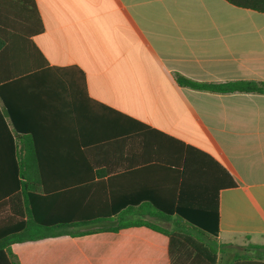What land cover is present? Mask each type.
<instances>
[{
    "label": "crops",
    "instance_id": "0c3cea01",
    "mask_svg": "<svg viewBox=\"0 0 264 264\" xmlns=\"http://www.w3.org/2000/svg\"><path fill=\"white\" fill-rule=\"evenodd\" d=\"M26 27L48 67L67 70L37 74L16 95L44 132L30 161L83 150L113 225L171 229L187 224L158 210L205 221L213 211L217 262H231L225 247L264 245V95L183 83L264 82V14L224 0H0V45ZM38 172L57 177L27 171ZM10 248L19 264H170L168 238L142 226Z\"/></svg>",
    "mask_w": 264,
    "mask_h": 264
},
{
    "label": "trees",
    "instance_id": "16d2710c",
    "mask_svg": "<svg viewBox=\"0 0 264 264\" xmlns=\"http://www.w3.org/2000/svg\"><path fill=\"white\" fill-rule=\"evenodd\" d=\"M224 1L238 8L264 14V0ZM35 31L38 29L35 28ZM29 37L26 27L25 35L10 37L8 43L2 42L0 45V153L1 150L7 153V161H0V213H3L0 215V264H19L11 251L12 244L60 236L77 238L139 226L168 238L170 264H218V230L213 211L209 220L205 221L195 220L181 210H158L167 218L175 214L187 224H175L171 229L143 220L127 223L117 221L113 225L115 214L106 209L104 182L95 180L98 175L96 167L83 150L61 149L67 161L38 162L36 165L29 160L30 152L36 151L34 140L43 137L44 132L31 126L27 111L16 95L23 91L27 80L37 74L57 71L65 75L67 72L66 69L49 68ZM18 46L19 49H16ZM79 74L83 78L82 72L79 71ZM183 83L212 92L264 95V82L222 85ZM119 116L143 128L142 124L124 115ZM18 139L21 140L20 149L24 151L19 160L16 153ZM32 167L39 170L43 167L53 169L57 177L54 173L50 178L43 176V171L33 177L27 173ZM66 173L71 176L66 177ZM220 185L224 183L219 181ZM229 264H264V245H249L240 253L234 252Z\"/></svg>",
    "mask_w": 264,
    "mask_h": 264
},
{
    "label": "rangeland",
    "instance_id": "374dc122",
    "mask_svg": "<svg viewBox=\"0 0 264 264\" xmlns=\"http://www.w3.org/2000/svg\"><path fill=\"white\" fill-rule=\"evenodd\" d=\"M246 247V244H235L233 247L231 248H223L224 250L226 251H230L231 254L234 253V252H242V248H245ZM222 254L218 255L219 259H218V264H224V257H221ZM37 261V258L34 257L33 259L31 258H28V257H25V264H32L33 262L35 263Z\"/></svg>",
    "mask_w": 264,
    "mask_h": 264
}]
</instances>
